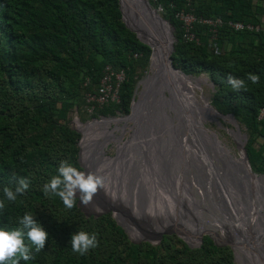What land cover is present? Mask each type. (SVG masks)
<instances>
[{
    "label": "trees",
    "instance_id": "trees-1",
    "mask_svg": "<svg viewBox=\"0 0 264 264\" xmlns=\"http://www.w3.org/2000/svg\"><path fill=\"white\" fill-rule=\"evenodd\" d=\"M155 3L173 28L172 65L185 75L207 77L213 87L210 104L244 121L249 166L254 173L264 174V119H257L264 105V33L234 31L227 25L229 20L264 24L259 19L260 0ZM187 10L196 17H218L221 24L215 37L211 38L208 25L194 21L190 31L196 41L182 38L176 12ZM149 54V47L123 24L117 0H0V200L5 202L0 228L20 227L19 218L28 213L48 233L35 258L20 264H234L230 248L215 245L207 236L197 247H189L174 234H162L156 244L134 243L108 214L85 216L76 199L69 209L60 197L43 192L58 175L61 162L79 170V134L69 120L75 113L84 120L83 93L97 87L105 65L123 69L118 100L95 106L89 116L127 114L135 63L146 62ZM248 73L258 75V82L248 80ZM229 75L244 80L248 90L233 91L227 83ZM133 103L130 115L122 118L75 121L85 174L90 173L96 147L89 127L121 119L126 125L131 122ZM21 177L30 182L29 188L16 201H7L3 189L15 192ZM75 231L94 234L97 246L84 255L74 252L69 241ZM24 242L35 251L26 236Z\"/></svg>",
    "mask_w": 264,
    "mask_h": 264
},
{
    "label": "rangeland",
    "instance_id": "rangeland-1",
    "mask_svg": "<svg viewBox=\"0 0 264 264\" xmlns=\"http://www.w3.org/2000/svg\"><path fill=\"white\" fill-rule=\"evenodd\" d=\"M154 59L155 57L152 55L151 60ZM137 61L139 62L140 59ZM136 63L133 69L134 83L131 100H134V103L131 122H128L125 125V123L122 124L124 121L122 119L120 122L115 120L110 123H103L100 121L94 123L91 128L89 127L90 137L94 141L92 143H96V147L91 152V155L93 156L90 160L92 171H97L98 176L104 178V186L108 188V184L111 190L120 191L122 192V195L127 198L129 191L135 187L136 184L140 183L139 175H141L140 173L145 166L146 156L149 155L153 159H156V156L161 151L162 144L166 142L168 145H173L174 149L175 147L177 148L178 153L175 151L170 152L172 154L174 152L176 155L178 166L184 164V166L186 165L188 167V165L191 164L190 169H184L187 183H190L191 180L196 182L198 179H203L205 176L212 177L222 175L226 172L234 177V179L229 178L227 184L231 186V182H240L242 197L243 199H246L247 185L244 180L246 173L245 163L241 154V148L236 140V134L240 133L239 139L240 141L244 140V147L249 134L244 121L241 119L236 122V125L234 124L232 117L229 115H215L210 109L203 107L200 99H203L205 102L207 100L205 98L206 96L204 97V91L202 92L200 87L204 88L205 92L209 93V104L213 89L204 74L189 75V77L183 76L195 86L194 88L198 86V89H194L195 93H193L192 89L184 81H178L174 74H172V76L169 74L168 83L166 79H164V82L163 79L161 80L159 75H157V67H160V69L162 67V70L166 74L170 73L166 68V64L161 61V58L159 60L155 59L151 76L146 75L149 69V57L146 62L141 61V64ZM153 80L154 86H149V81ZM163 84H165L166 87H164ZM153 89H155L156 92L151 93V90ZM200 94H202V96H200ZM174 110L176 111V114ZM127 114L122 115L120 113H115L102 117L95 116L93 118L82 113L85 118L80 122L87 123L88 121H91L92 118L96 120L110 117L122 118ZM74 117L78 120L76 113L75 115L72 114L71 120H69V125L78 132V142L81 133L75 126ZM176 120L179 122V125H177ZM237 129L239 131H237ZM259 139L260 138H258V141ZM77 147L79 150L80 147L78 144ZM183 158H186V160ZM179 159L181 161H179ZM149 162L151 164L153 161L149 160ZM78 171H82L80 166ZM254 172L252 171L256 177L264 175L256 174ZM182 182H184V180H182ZM201 185L204 184L202 183ZM188 186L189 199H193L191 188ZM231 189H233V185ZM212 190L213 187L208 185V188L204 187L201 192L206 196V192H212ZM79 195L80 193L77 192L76 201L80 200ZM211 204L212 201L208 203V208L210 210H212ZM259 205L256 213L257 216H254L258 219V224L264 223V220L259 216V212L262 211L264 213V199L260 201ZM78 207L81 208L84 213H87V216L93 214L95 216L108 214L117 224L112 209L92 208L89 204L84 205L80 201ZM151 208H153V206L149 207V209ZM204 209L206 208L204 207ZM121 224V228L127 239L134 243L149 242L150 244H156L162 234H174L186 244V240L183 239V237H179L181 236L180 233L173 229H171L170 232H168L170 229H166L165 231H167V233L160 232L153 236L144 235L134 238L130 236L123 223ZM246 227L250 229L249 234L255 235L257 233L254 229L253 218L249 215L245 216L243 214L238 221L229 224L227 228L221 230L216 229L214 233L219 235L220 239H227L226 230L228 229L235 239L241 243L245 235L248 233ZM204 236L209 237L204 230H201L198 237L195 236L194 238H189L191 243L188 242V244L190 247H197ZM260 238L262 239L261 243L263 244L264 235L262 233L260 234ZM254 240L256 244L253 246ZM258 245L257 239H252L249 251L252 252L258 247ZM261 248L263 247L261 246ZM239 250L243 254V250ZM259 253H255V256L260 257L264 251H260ZM238 259L236 260L238 261ZM231 260L233 262V255L231 256ZM261 261L262 260L259 259V264H262Z\"/></svg>",
    "mask_w": 264,
    "mask_h": 264
},
{
    "label": "flooded vegetation",
    "instance_id": "flooded-vegetation-1",
    "mask_svg": "<svg viewBox=\"0 0 264 264\" xmlns=\"http://www.w3.org/2000/svg\"><path fill=\"white\" fill-rule=\"evenodd\" d=\"M177 125H179L178 121ZM170 151H175L174 146L168 145L165 142L162 144L161 151L156 156V159H153L149 155L146 156L145 166L140 173L141 175H139L140 183L136 184L135 187L129 191L127 198L122 195V192L111 190L108 184V188L104 186L101 189V193L109 196L111 199L114 217L119 222L123 223L134 238L144 235L153 236L164 229L176 230L185 238L187 237L185 234L187 231L186 233L189 237L194 238V233H197L196 230L198 229V226L192 223L194 220H199L201 225L207 223L212 225L214 223L213 220L216 219V211H218L216 202L211 200L212 210L207 208L208 203L211 201L202 197L200 190L207 186L208 181L210 182V186L214 187L215 183L223 179L222 175L209 178L205 176L203 179H198L196 182L191 180L188 186L184 169H190L189 167H191V164H189L188 167L186 165L184 166V164L176 167V165H178L176 155L174 152L172 154ZM183 159L186 160V158ZM149 160L153 162L150 164ZM179 161L181 160L179 159ZM88 170L91 172L92 167H88ZM181 170L185 174L181 175ZM95 174L98 175L97 172H95ZM182 180H184V182H182ZM202 183L204 186L201 185ZM187 186L191 188L193 201L198 205H196V210L195 207L192 208L188 206L190 196H188L189 191ZM208 192L209 191L206 192V195ZM150 206H153V208L149 209ZM204 206L206 207L205 210H207V213L201 212V210H204ZM195 213L197 214L193 218ZM202 218L203 220H201ZM249 231L250 229L247 228L248 233L241 243L238 244L237 254H239V249H246L249 251L251 241L256 237V234L251 235ZM221 240L231 242L232 245L234 244L232 240L228 239V236L227 239H217V241ZM254 245L255 240L253 246ZM234 253L236 252L234 251L233 254ZM233 259L235 260L236 256ZM240 260L242 259H238L239 262ZM243 262L244 260L241 263Z\"/></svg>",
    "mask_w": 264,
    "mask_h": 264
},
{
    "label": "bare ground",
    "instance_id": "bare-ground-1",
    "mask_svg": "<svg viewBox=\"0 0 264 264\" xmlns=\"http://www.w3.org/2000/svg\"><path fill=\"white\" fill-rule=\"evenodd\" d=\"M157 26H158V29L160 31V38L156 37V35L153 34L152 32H150L147 36H143L141 34L138 35L141 39H143V40L145 39L146 41L149 42V44L152 46L153 52H155L156 47H160L163 45L166 47V44L171 39V31H170L169 26L165 23V21H163V20L158 21ZM161 61L165 62V57L163 58V56H162ZM154 62H155V59L151 60V58H150L149 69H148V72L146 74L147 76L152 75ZM165 64L167 66L166 67L167 70H169L170 73L166 74L162 70V67H161V69H160V67H157V75H159L161 80L163 79V82H164V79H166L167 83H168L169 74H171V76H172V74H174L177 77L178 81H180V80L184 81L192 89L193 93H195L194 89H196V88L198 89V86L196 88H194L195 86H193L189 80H187L186 78L183 77V76L189 77V75H184V74L180 73L179 71L172 70L169 68L167 63H165ZM161 65H162V63H161ZM148 85L154 86V80L149 81ZM163 85H164V87H166L165 84H163ZM200 90H202V92L203 91L205 92L204 88H202V87H200ZM205 93L207 94V96L206 95L205 96L208 100L209 93L208 92H205ZM162 94H161V96H162ZM200 100H201L203 107L206 109L207 108L210 109L215 115L223 114V113L219 112L217 109H215L212 105H210L208 103V101L205 102L203 99H200ZM224 115H229V114H224ZM229 116L232 117L234 124H236V122H237L236 119L231 115H229ZM237 131H239V130L237 129ZM239 136H240V133H237L236 134V140L239 143L238 145L241 148V154L244 158L243 149H242V145H243L244 140L240 141ZM175 152H178L176 147H175ZM244 163H245V171H246L245 176H244V180H245L246 185H247V198L243 199V197H242V192L240 190L241 189V186H240L241 183L240 182H238V183H236V181L231 182V184L233 185V189H231L232 185L230 186L229 184H227V182H228L229 178L234 179V177H232L231 174L224 172L222 174L223 179L220 182H217L214 184L212 192L209 191L208 194L205 196L201 192V190L203 188H201V190H200V192H201L200 194L202 195V197H205V199H208L209 201L212 200V201L216 202V206H217L218 211H216V219L213 220L214 223L212 225L209 223H207L205 225H201L199 220H194L192 223H194V224H196V226H198V229L196 230L197 233H194V234L196 237H198V234L201 230H204V232L208 231L212 235V237L217 241V239L215 237H217L218 239H220V237H219V235L214 233V231H216V229L221 230L223 228H227L229 224L236 222L239 219H241L243 214L245 216L249 215L253 218L254 229L257 232L255 235L256 236L255 239H257L258 244H259L257 248H255L252 252H250L246 249L245 250L243 249V254L240 251H239V254H237V248L239 247L238 246L239 242L235 239V237L230 233V231L228 229L226 230V234L228 236V239L232 240L234 243L232 245V249L234 248L233 252L234 251L236 252V253H234V257L236 256V259H238V257H239V259H242V260H240L241 262L244 260L243 264H259L258 261H259V259H261L262 260L261 263L264 264V255H263L264 253L260 257L255 256V253H259L260 251H264V243L263 244L261 243L262 239L260 238L261 233L264 235V226H263L264 223L258 224L257 223L258 219L256 217H254L258 211V206H260L259 205L260 201L262 199H264V175H259L260 177H256V175H254L252 173V171L247 167V163L245 161V158H244ZM176 167H178V165H176ZM180 174L183 175L184 173L181 172ZM187 184L189 185V183H187ZM208 185H210L209 181L207 182V186H205V187L208 188ZM197 195H199V194H197ZM189 201L190 202H189L188 206L192 207V208L195 207V210H196V205H197L196 202L193 201V199H189ZM89 205L92 206V208L112 209L113 210V205H112L110 197L103 195L101 193V189H98L97 193L94 195V197H93L92 201L89 203ZM204 207H203V209H204ZM207 208H208V206H207ZM202 211L207 213V210H205V209L201 210V212ZM196 214L197 213H195V215H193V218L196 216ZM259 216L264 220V213L262 211L259 212ZM201 220H203V218ZM128 232H129V230H128ZM129 234H130V232H129ZM180 235L187 242L191 243L190 242L191 240H189L190 237L188 234H186V235H188V237H186V238L182 234H180ZM255 244H256V242H255ZM261 246L263 248H261ZM245 255H247V256H245ZM236 259L234 260V262L236 264H242L241 262L237 261Z\"/></svg>",
    "mask_w": 264,
    "mask_h": 264
},
{
    "label": "clouds",
    "instance_id": "clouds-1",
    "mask_svg": "<svg viewBox=\"0 0 264 264\" xmlns=\"http://www.w3.org/2000/svg\"><path fill=\"white\" fill-rule=\"evenodd\" d=\"M246 78L252 83H257L259 76L248 73ZM227 83L235 92L241 90L247 91L244 80L229 75ZM29 181L26 178H19L15 192L8 187L3 189L4 197L7 201H16L18 194H23L29 188ZM104 187V178L95 173H87L78 171L75 167L61 162L58 168V175L51 178L45 184L43 192L45 195L49 193L60 197L66 208L75 206L76 193L79 192V199L84 205H88L98 189ZM5 202L0 200V209H4ZM20 227L8 230L0 228V264H20V261H30L35 258L45 245L48 233L37 222L32 214L25 213L19 218ZM25 236L35 246V251H31L30 246L24 242ZM70 244L74 252L84 255L89 248L97 246L96 236L89 235L84 231H75L71 234Z\"/></svg>",
    "mask_w": 264,
    "mask_h": 264
},
{
    "label": "water",
    "instance_id": "water-1",
    "mask_svg": "<svg viewBox=\"0 0 264 264\" xmlns=\"http://www.w3.org/2000/svg\"><path fill=\"white\" fill-rule=\"evenodd\" d=\"M117 5H118L119 12H120V18H121L123 24L125 25V27L128 30H130L131 32H133L135 34V37L140 42L146 44L149 47V49H150L149 61H150V58L152 55H154L155 59H158V60L163 56V58L165 57L164 63H167V65L169 66L170 69L179 71L180 73L184 74L183 72H181L180 70L175 68L170 61V53L172 52V43L174 41V36L172 34L173 28L169 24V22L166 19H163L161 17V15L159 14L160 7L155 3V0H117ZM160 20L165 21L169 25L170 31H171V39L166 44V47L164 45L160 46V47H156L155 52H153L152 46L149 44V42L146 41L145 39L144 40L141 39L138 35L141 34L143 36H147L150 32H152L153 34L156 35V37L160 38V31H159L158 26H157L158 21H160ZM211 86H212V84H211ZM154 92H156L155 89L151 90V93H154ZM132 102H133V100H131V102H130L129 112L126 116L130 115V113H131ZM228 114L232 116V114H230V113H228ZM78 142H77V144H78ZM242 149H243V155H244L245 161L247 163V167L250 169V166H249L243 145H242ZM77 154H78V157H77L78 164L82 168L81 172H84L87 170V168L81 161L80 149L78 150ZM79 201L80 200L76 201L77 206H79ZM80 210L82 211L81 208H80ZM84 215L87 216V213H84ZM116 222L120 227H122L121 222H119L117 219H116ZM170 231H171V229L168 230V232H170ZM160 232L167 233V231L161 230L156 234H159ZM205 233H207L209 235V237L212 239V241L215 245H228L232 251V255L234 258L231 242H227L225 240L216 241L208 231H206ZM179 237L182 238V236H179ZM186 244L190 247V245L188 244L187 241H186ZM233 263L236 264L234 262V260H233Z\"/></svg>",
    "mask_w": 264,
    "mask_h": 264
},
{
    "label": "built area",
    "instance_id": "built-area-1",
    "mask_svg": "<svg viewBox=\"0 0 264 264\" xmlns=\"http://www.w3.org/2000/svg\"><path fill=\"white\" fill-rule=\"evenodd\" d=\"M176 17L181 21L182 28V38L186 40H195L193 33L190 31L192 27V23L194 21L199 23H204L209 26V30L211 32V38L215 37L216 27L221 24L220 19L218 17L214 18H204V17H196L190 10L187 11H178L176 12ZM227 25L234 31H253L258 32L262 31L264 33V24H252L249 22H242L238 20L227 21ZM132 57H137V53H132ZM125 74L123 69L114 70L109 65H105L102 69V73L100 75L97 87L93 91H86L83 93V108L82 112L89 116L93 109L96 107H100L101 105L117 101L118 100V86L124 80ZM87 80L85 81V83ZM84 83V84H85ZM75 121H78L76 117H74ZM257 119H264V105L261 106L257 113ZM93 120V118H92ZM80 122V120H79Z\"/></svg>",
    "mask_w": 264,
    "mask_h": 264
},
{
    "label": "crops",
    "instance_id": "crops-1",
    "mask_svg": "<svg viewBox=\"0 0 264 264\" xmlns=\"http://www.w3.org/2000/svg\"><path fill=\"white\" fill-rule=\"evenodd\" d=\"M260 4H261V9H260V13H259V19H260V21H262L264 23V0H260ZM205 95L207 96V94L204 92V97H205ZM200 96H202V94H200ZM206 100H207V98H206Z\"/></svg>",
    "mask_w": 264,
    "mask_h": 264
}]
</instances>
